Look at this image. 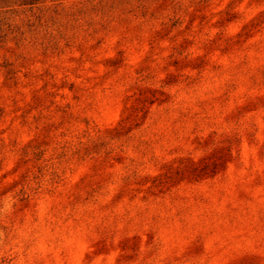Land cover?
<instances>
[{"label":"rangeland","instance_id":"rangeland-1","mask_svg":"<svg viewBox=\"0 0 264 264\" xmlns=\"http://www.w3.org/2000/svg\"><path fill=\"white\" fill-rule=\"evenodd\" d=\"M0 264H264V0H0Z\"/></svg>","mask_w":264,"mask_h":264}]
</instances>
